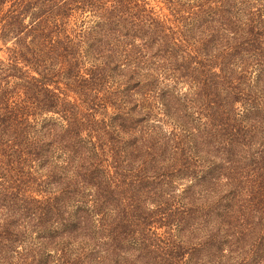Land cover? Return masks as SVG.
Returning a JSON list of instances; mask_svg holds the SVG:
<instances>
[{"label": "trees", "instance_id": "1", "mask_svg": "<svg viewBox=\"0 0 264 264\" xmlns=\"http://www.w3.org/2000/svg\"><path fill=\"white\" fill-rule=\"evenodd\" d=\"M0 264H264V0H0Z\"/></svg>", "mask_w": 264, "mask_h": 264}]
</instances>
